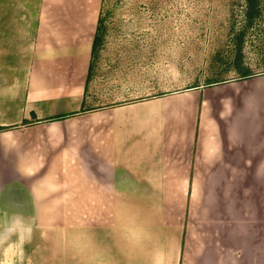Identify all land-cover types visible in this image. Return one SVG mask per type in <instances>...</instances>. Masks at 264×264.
Returning a JSON list of instances; mask_svg holds the SVG:
<instances>
[{
  "label": "crops",
  "instance_id": "0c3cea01",
  "mask_svg": "<svg viewBox=\"0 0 264 264\" xmlns=\"http://www.w3.org/2000/svg\"><path fill=\"white\" fill-rule=\"evenodd\" d=\"M101 1L0 0V264H264V73L132 84Z\"/></svg>",
  "mask_w": 264,
  "mask_h": 264
},
{
  "label": "rangeland",
  "instance_id": "374dc122",
  "mask_svg": "<svg viewBox=\"0 0 264 264\" xmlns=\"http://www.w3.org/2000/svg\"><path fill=\"white\" fill-rule=\"evenodd\" d=\"M100 13L98 45L113 50L106 53L120 52L126 40H150L157 50L145 68L130 71L132 84L187 89L264 73V0L253 7L246 0H102Z\"/></svg>",
  "mask_w": 264,
  "mask_h": 264
},
{
  "label": "trees",
  "instance_id": "16d2710c",
  "mask_svg": "<svg viewBox=\"0 0 264 264\" xmlns=\"http://www.w3.org/2000/svg\"><path fill=\"white\" fill-rule=\"evenodd\" d=\"M246 1H247V4H248V7L255 6L256 2H257V0H246ZM102 24H103V19H102L101 13H100L99 14V19H98V25H97V29H96V34H95V37H94V45H93L94 49H95V47L97 46V44L99 42V34L98 33H99V30L102 27ZM244 74H245L244 76L250 75V74H246V73H244ZM54 119H48V120H54Z\"/></svg>",
  "mask_w": 264,
  "mask_h": 264
}]
</instances>
